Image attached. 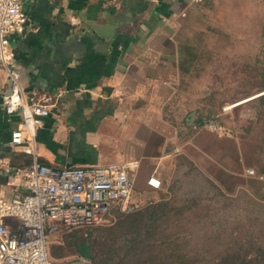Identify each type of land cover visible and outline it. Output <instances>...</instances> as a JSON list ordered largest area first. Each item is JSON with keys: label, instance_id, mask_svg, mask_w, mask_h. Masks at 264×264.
I'll return each instance as SVG.
<instances>
[{"label": "rangeland", "instance_id": "374dc122", "mask_svg": "<svg viewBox=\"0 0 264 264\" xmlns=\"http://www.w3.org/2000/svg\"><path fill=\"white\" fill-rule=\"evenodd\" d=\"M263 29L264 0L192 1L176 22L187 71L171 111L182 150L160 171L161 189L133 196L141 211L163 204L168 213L150 240L157 263L264 264V183L247 172L260 174L264 162V108L254 99L264 93ZM187 117L214 118L225 131H196ZM125 216L53 234L52 259L137 264L126 255L137 232L122 227Z\"/></svg>", "mask_w": 264, "mask_h": 264}, {"label": "crops", "instance_id": "0c3cea01", "mask_svg": "<svg viewBox=\"0 0 264 264\" xmlns=\"http://www.w3.org/2000/svg\"><path fill=\"white\" fill-rule=\"evenodd\" d=\"M191 3L24 0L26 29L10 36L13 65L27 91L56 95L37 138L40 162L58 168L136 163L140 189L149 188L152 175L160 177L168 153L182 148L171 111L183 76L174 35ZM9 88L1 68L0 156L26 167L33 158L10 144L21 118L5 110ZM19 185L1 175L0 195L11 198Z\"/></svg>", "mask_w": 264, "mask_h": 264}, {"label": "built area", "instance_id": "2783aa9c", "mask_svg": "<svg viewBox=\"0 0 264 264\" xmlns=\"http://www.w3.org/2000/svg\"><path fill=\"white\" fill-rule=\"evenodd\" d=\"M201 2L203 0H192ZM24 0H0V69L9 79L4 106L9 115L21 121L12 133L11 147L33 158L26 167L14 166L0 156V176L20 180L11 198L0 195V264H59L49 252V239L62 228L92 227L109 221L116 210L132 212L136 192V163L105 166L53 167L38 159L37 138L56 102V95L27 91L21 73L13 65L10 36L23 33L28 18ZM196 131L210 129L223 133L217 122L194 126ZM21 150V151H20ZM175 147L169 157L178 155ZM264 183V175L247 171ZM152 190L162 188L158 175L147 182Z\"/></svg>", "mask_w": 264, "mask_h": 264}, {"label": "trees", "instance_id": "16d2710c", "mask_svg": "<svg viewBox=\"0 0 264 264\" xmlns=\"http://www.w3.org/2000/svg\"><path fill=\"white\" fill-rule=\"evenodd\" d=\"M263 36H264V29H263ZM181 70L182 74H185L187 71L185 66L184 59L181 58ZM262 76H264V70L262 72ZM264 88V87H263ZM264 92V91H263ZM255 101L259 104L260 107L264 108V94L254 98ZM186 122L189 124L192 122V126L190 128H194V126L201 127L206 122H214V118L210 117H204V118H195L193 121L186 118ZM263 145H264V138H263ZM260 174H264V162L263 167L260 170ZM142 204L138 205L137 208L132 212H122L119 210H116L115 213L119 215H126L124 219L121 220L120 223H122L123 228H128L129 231L127 233L133 234V229L137 232V235L132 236L130 238V245L128 246V249L126 251V255H132V256H140L141 259L137 260V264H162L157 263V256L155 252V245L151 243V239H154V237L157 235L158 228L161 226V222L164 220V217L168 215L167 211L164 210L163 204L159 205H153L149 207L148 209L141 211ZM132 213V214H131ZM63 229L62 228L60 232ZM131 229V230H130ZM168 236L167 237L168 239ZM82 245H85L83 242ZM86 249L82 250V256L83 257H90L89 249L88 247H85ZM172 264V263H167ZM184 264V263H183Z\"/></svg>", "mask_w": 264, "mask_h": 264}, {"label": "water", "instance_id": "95a60500", "mask_svg": "<svg viewBox=\"0 0 264 264\" xmlns=\"http://www.w3.org/2000/svg\"><path fill=\"white\" fill-rule=\"evenodd\" d=\"M263 94H264V93L258 95L257 97H259V96H261V95H263ZM67 264H75V263L71 262V263H67Z\"/></svg>", "mask_w": 264, "mask_h": 264}]
</instances>
